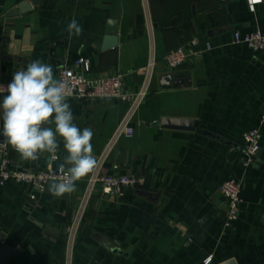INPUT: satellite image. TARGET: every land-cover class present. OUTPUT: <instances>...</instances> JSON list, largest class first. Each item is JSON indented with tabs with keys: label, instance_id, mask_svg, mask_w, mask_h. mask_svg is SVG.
Wrapping results in <instances>:
<instances>
[{
	"label": "crops",
	"instance_id": "0c3cea01",
	"mask_svg": "<svg viewBox=\"0 0 264 264\" xmlns=\"http://www.w3.org/2000/svg\"><path fill=\"white\" fill-rule=\"evenodd\" d=\"M27 1L0 0V81L35 59L56 78L78 59L90 62L89 77L123 74L135 89L151 67L152 77L132 118L134 136L114 143L129 105L68 99L77 126L94 131L97 167L58 198L32 185L0 186V264H204L210 256V264H264V125L253 166L239 165L243 134L260 127L264 110V56L233 44L235 32L264 33V0H41L9 16ZM73 17L83 34L69 39ZM109 19L119 21L112 49ZM178 47L188 58L172 71L165 57ZM59 143L56 162L47 153L25 161L9 145L13 168L58 170L66 155ZM98 171L135 174L146 187L111 198L97 186L86 202ZM232 178L243 181L242 203L226 229L220 188Z\"/></svg>",
	"mask_w": 264,
	"mask_h": 264
},
{
	"label": "clouds",
	"instance_id": "9594fccd",
	"mask_svg": "<svg viewBox=\"0 0 264 264\" xmlns=\"http://www.w3.org/2000/svg\"><path fill=\"white\" fill-rule=\"evenodd\" d=\"M69 39L80 37L83 26L73 17L66 25ZM0 103L2 134L25 161H37L42 154L54 157L63 142L66 155L58 168L63 176L52 184L54 197L76 191L77 182L92 173L98 161L91 143L94 131L91 127L81 129L68 103L71 89L54 76L53 67L35 59L26 70H17L5 87ZM54 126V127H53Z\"/></svg>",
	"mask_w": 264,
	"mask_h": 264
},
{
	"label": "built area",
	"instance_id": "2783aa9c",
	"mask_svg": "<svg viewBox=\"0 0 264 264\" xmlns=\"http://www.w3.org/2000/svg\"><path fill=\"white\" fill-rule=\"evenodd\" d=\"M257 1V0H252ZM259 1V0H258ZM197 45V41L192 42ZM233 44L244 45L254 53L264 56V33L257 29L253 32L241 34L240 32L233 33ZM212 46L207 44V51H210ZM188 54L183 47H178L171 51L166 57L165 62L169 69H179L187 60ZM91 65L88 60L78 59L72 67H65L58 71L57 79L64 81L71 89V96L68 99L83 100L94 103L98 100H116L118 102L129 105L130 109L120 124L113 143L120 137L132 138L134 136V128L132 126V118L136 110L144 102L152 77V67L148 71L147 79L144 83L135 89L126 81V75L116 74L110 77L91 78ZM10 82L0 81V85L5 87ZM3 95V93H0ZM264 125V110L260 119V127L254 128L243 134V150L239 159V165L244 170L253 166L255 158L261 150L262 131L261 126ZM6 138L0 139V154L2 162L0 165V186H5L9 183L19 185H32L38 192L45 191L46 186L51 181L62 180L63 176L58 170L51 168L37 172L34 170H22L13 168L10 157L9 145L5 142ZM110 150V149H109ZM51 162L59 160V150L54 157L50 156ZM105 161V160H104ZM103 165V164H102ZM115 170H119V166H113ZM78 183V182H77ZM99 186L104 195L111 198L124 196L126 190L140 189L146 187V181L135 174L118 173L107 175L98 171L88 181V189L84 195V201L87 202V197L94 187ZM243 181L240 179H229L223 183L220 188L221 194L227 199V216L225 228L230 229L234 222L238 220L240 213V204L242 203L241 192ZM35 196H32L34 198ZM85 203V202H84ZM212 256L204 261V264H210Z\"/></svg>",
	"mask_w": 264,
	"mask_h": 264
},
{
	"label": "water",
	"instance_id": "95a60500",
	"mask_svg": "<svg viewBox=\"0 0 264 264\" xmlns=\"http://www.w3.org/2000/svg\"><path fill=\"white\" fill-rule=\"evenodd\" d=\"M41 0H30L27 2H24L22 5H20L18 8L12 10L10 12L9 16H17L19 13H23L26 11H30L33 7H36L39 5ZM119 44V21L114 20V19H109L107 21L106 25V37H105V47L106 49H112L117 47ZM169 123H172L171 125ZM164 125L169 124L168 126L174 127V128H183V129H188L191 125L183 120H164L163 121ZM57 181H51L47 185V191H50V188L52 184H54ZM141 195H148L145 192H140Z\"/></svg>",
	"mask_w": 264,
	"mask_h": 264
}]
</instances>
